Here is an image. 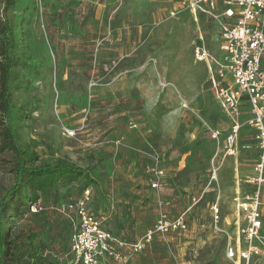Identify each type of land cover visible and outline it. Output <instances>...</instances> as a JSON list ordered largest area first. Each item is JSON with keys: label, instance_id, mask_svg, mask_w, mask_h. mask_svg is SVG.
I'll return each mask as SVG.
<instances>
[{"label": "rangeland", "instance_id": "rangeland-1", "mask_svg": "<svg viewBox=\"0 0 264 264\" xmlns=\"http://www.w3.org/2000/svg\"><path fill=\"white\" fill-rule=\"evenodd\" d=\"M6 2L0 0V47L8 23L9 122L18 141L37 153L35 164L70 160L94 182L81 177L31 202L22 175L2 215L3 234L30 232L54 264H66L78 216L63 207L89 188L88 208L127 239L139 237L160 209L171 217L186 211L185 230L155 235L129 264H231L225 248L239 218L232 162L223 159L215 180L208 171L217 150L210 131L225 128L228 118L209 64L192 52L201 42L221 57L218 25L203 14L195 19L181 9L183 0H12L3 11ZM64 126L76 134L65 135ZM153 151L166 172L155 197L137 182L149 178ZM241 161L251 165L253 155ZM14 162L11 152H0V200L15 181ZM219 195L220 230L209 208ZM192 196L200 199L192 204Z\"/></svg>", "mask_w": 264, "mask_h": 264}, {"label": "built area", "instance_id": "built-area-1", "mask_svg": "<svg viewBox=\"0 0 264 264\" xmlns=\"http://www.w3.org/2000/svg\"><path fill=\"white\" fill-rule=\"evenodd\" d=\"M181 9L187 10L195 19L206 15L219 28V59L213 58L201 42H195L192 48L196 61L209 64L214 96L228 118L226 130L213 128L210 131V137L217 145L210 162V179H217L223 158L236 156L241 149L252 148L250 143H240L243 125L255 130L252 139L259 150L252 174L236 181L238 187L232 201L242 219L237 224L234 241L231 242L228 236L225 257L231 264H250L252 260L264 264V204L261 201V186L264 184V0H183ZM175 11L170 14L174 15ZM244 101L249 104L250 115L242 123L240 107ZM63 133L67 136L76 134L67 126L63 127ZM145 171L150 177L151 188L166 183V172L159 154H153ZM241 183L255 187L249 191L242 190ZM89 200L90 189L86 188L77 201L63 207V210L78 216L70 237L66 264H106L108 259L116 264H128L124 250L140 252L155 235L187 227L185 211L171 217L160 209L153 223L139 238L127 239L102 225V220L88 208ZM198 200L199 196H192V204ZM209 208L214 226L220 230L218 202H212Z\"/></svg>", "mask_w": 264, "mask_h": 264}, {"label": "trees", "instance_id": "trees-1", "mask_svg": "<svg viewBox=\"0 0 264 264\" xmlns=\"http://www.w3.org/2000/svg\"><path fill=\"white\" fill-rule=\"evenodd\" d=\"M11 1L7 0L3 11ZM2 31L5 32L6 39L0 47V152L9 151L13 154L15 181L0 200V264H54L45 253L46 248L36 242L34 234L18 232L11 238L3 234L2 215L7 211V201L19 189L22 175L25 179L24 184L30 189L31 202L51 193L56 196L59 184L64 186L81 177L85 178L86 185L94 180L87 168L70 160L60 158L54 163L35 164L37 153L21 147L17 134L9 122L11 107L9 78L13 60L9 50L11 38L8 23L4 24Z\"/></svg>", "mask_w": 264, "mask_h": 264}, {"label": "crops", "instance_id": "crops-1", "mask_svg": "<svg viewBox=\"0 0 264 264\" xmlns=\"http://www.w3.org/2000/svg\"><path fill=\"white\" fill-rule=\"evenodd\" d=\"M209 67V66H208ZM263 67H264V59H263ZM240 109H241V114H240V121L242 122V123H244L245 121H246V119L248 118V116L250 115V112H249V109H250V107H249V104L246 102V101H244L242 104H241V107H240ZM227 127H228V121H227V124H226V127L225 128H220V129H222V130H226L227 129ZM219 128V127H218ZM255 133V130L253 129V128H250V127H246L245 125H243V127L241 128V130H240V143H250L251 145H252V148H250V149H241L239 152H238V154L236 155V156H228V157H225V158H229L230 159V161L232 162L231 163V168H232V192H233V194H234V192H235V190L237 189V187H238V185H237V183H236V181H237V179L238 178H244L245 176H247V175H250V174H252V166H253V163L255 162V160H256V158H257V156H258V154H259V150L257 149V148H255V141L252 139V136H253V134ZM154 153H157V154H159L158 152H155V151H153V154ZM243 153H249V154H252L253 155V161H252V163H251V165H250V163H244V162H242L241 161V155L243 154ZM153 154L151 153V154H149V156L151 157L150 158V161L152 160V158H153ZM159 156H160V158H161V154H159ZM213 156V155H212ZM212 156H211V158H212ZM211 158H210V161H209V168H208V171H209V169H210V162H211ZM225 158H223V159H225ZM140 162H141V160H140ZM222 162H223V160H222ZM221 162V163H222ZM180 171V170H179ZM149 176V175H148ZM178 181V180H177ZM137 182L138 183H142L143 185H146V188H145V190L144 191H146L145 193H148L149 195H152V196H157L158 195V192H159V189H161L160 187H157V188H151L150 187V182H151V180H150V177L149 178H141V179H139V180H137ZM255 187V185H253V184H246V183H241L240 184V188L242 189V190H252L253 188ZM233 194H232V196H233ZM199 199H200V196H199ZM220 199V195L219 196H217L216 198H214V200L212 201V202H214V201H217L218 202V207L220 208V206H219V200ZM261 201L263 202V204H264V184L261 186ZM211 202V203H212ZM233 202V201H232ZM210 203V204H211ZM210 204H209V206H210ZM192 205V204H191ZM233 206H234V212H235V215H237L238 216V213L236 212V209H235V205H234V203H233ZM264 208V207H263ZM184 212V211H183ZM186 212V211H185ZM181 213V212H180ZM210 213H211V217H212V212H211V210H210ZM220 215H221V213H219ZM176 216V215H175ZM241 217V218H240ZM239 220L240 219H242V215H239V218H238ZM238 219H235V221H234V225H236V227H237V224L239 223V220ZM112 231V230H111ZM134 231L135 232H139L140 231V229L139 228H137V229H134ZM112 232H114V231H112ZM134 232V233H135ZM116 235H120V236H122L121 234H118V233H116V232H114ZM142 235V234H141ZM140 235V236H141ZM139 236V237H140ZM125 237V236H124ZM139 237H130L129 239H131V240H134V239H137V238H139ZM124 253L127 255V258H128V260H129V258L131 257V254L132 253H130L129 251H127V250H124ZM111 261L112 260H110V259H108L107 261H106V264H112L111 263ZM129 264V263H128Z\"/></svg>", "mask_w": 264, "mask_h": 264}]
</instances>
